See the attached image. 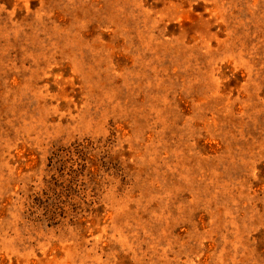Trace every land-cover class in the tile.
I'll return each mask as SVG.
<instances>
[{"label":"rangeland","instance_id":"1","mask_svg":"<svg viewBox=\"0 0 264 264\" xmlns=\"http://www.w3.org/2000/svg\"><path fill=\"white\" fill-rule=\"evenodd\" d=\"M0 264H264V0H0Z\"/></svg>","mask_w":264,"mask_h":264}]
</instances>
